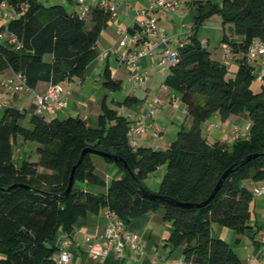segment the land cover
<instances>
[{
	"label": "trees",
	"instance_id": "trees-1",
	"mask_svg": "<svg viewBox=\"0 0 264 264\" xmlns=\"http://www.w3.org/2000/svg\"><path fill=\"white\" fill-rule=\"evenodd\" d=\"M17 15L0 31L14 36L0 40V73H21L29 88L39 83L62 84L81 79L96 59V43L111 19L103 6H92L89 20L81 18L62 4L45 5L40 0H0ZM197 10L191 35L177 48V61L170 67L164 85L172 90L185 107L191 125L180 128L165 150L132 148L127 132L132 122L101 102V114L90 126L78 117L46 120L35 112L27 118L15 107L5 108L0 119V254L1 264H55L60 232L71 234L77 220L98 214L107 208L124 225L158 209L163 220L171 223L167 245L181 247L183 264H241L231 246L211 235V225L231 229L241 236L250 228L254 203L242 183L264 182V89L254 92V66L247 57L252 41H264V0H191ZM213 15L222 26L231 25L239 41L222 42L237 54V71L227 77L226 66L211 58L198 38V28ZM103 86L119 92L121 83L112 78L109 67L103 70ZM138 102L126 97L116 107ZM247 114L249 133L231 145L210 143L202 124L217 115L225 122ZM27 120L28 127L21 125ZM17 138L34 143L37 162L14 159ZM113 155L121 161L101 156L122 171L104 192L93 194L78 187L89 183L104 186L86 154L74 173L70 192L67 188L72 167L83 149ZM250 154L256 158L243 162ZM125 165V166H124ZM165 172L157 192H150L144 181L158 168ZM232 168L213 199L203 207L184 208L169 201L197 204L204 202L220 176ZM22 184L27 188L16 187ZM163 199H148L139 186ZM239 238L234 244H239ZM255 243V242H254Z\"/></svg>",
	"mask_w": 264,
	"mask_h": 264
},
{
	"label": "crops",
	"instance_id": "crops-1",
	"mask_svg": "<svg viewBox=\"0 0 264 264\" xmlns=\"http://www.w3.org/2000/svg\"><path fill=\"white\" fill-rule=\"evenodd\" d=\"M45 5L62 4L71 12H78L79 7L75 0H40ZM88 6H98L100 4H115V16L112 17L107 27L101 31L96 43L97 57L88 67L81 79H71L61 84L65 91V107L58 110H47L44 113L46 120H65L69 117H78L85 120L90 126H94L96 119L101 114V102L106 99L109 108L115 109L117 113L125 117L130 122H134L139 117L146 116L154 97L161 100V104L153 106L154 113L149 117L147 131L138 138L137 147L152 148L156 151L165 150L175 140L179 128L191 125L190 119L186 116L185 107L180 102L178 96L164 85V80L170 72V66L164 61V48H159L149 57L138 60L135 66H128L120 62L114 54L104 57L100 55L106 51L122 53L120 41L122 33L128 36L139 35V28L134 19V14L138 10H148L149 6L156 0H86ZM178 7L172 13L162 10H149V13L157 18V26L160 31L168 38V48L177 50L182 42H187L191 35L193 19L197 16V10L189 5L191 0H177ZM218 1V0H215ZM219 16V15H218ZM223 35L226 33L229 40L239 41L233 35L231 25L222 26ZM8 20L0 19V28L6 27ZM228 27V30L226 28ZM222 35V37H223ZM222 40V39H221ZM171 42H175L172 47ZM204 42L207 45L206 41ZM221 43L217 47L215 61L224 62L229 60L227 77H233L237 71V54L228 52ZM109 67L112 78L121 83L120 96H114V92L107 91L103 86V70ZM136 69L146 73V79L139 83L130 79V71ZM13 72L6 70L0 73V79L10 77ZM51 84L39 83L33 91L44 93ZM251 90L260 92L264 89V84L253 81ZM126 97L135 98L138 102L130 107H116L115 102H123ZM2 98L8 102L7 107H15L26 113L27 116L35 112L34 98L31 92H24L11 96L2 92ZM0 104V119L5 108ZM212 125H216L213 127ZM250 122L247 114L230 118L223 122L215 115L202 124L203 135L207 140L218 141L222 144L231 145L236 139H244L249 133ZM160 128L159 133H155V127ZM169 135V138H168ZM17 138L16 144L21 146L37 145L24 142ZM18 141V142H17ZM26 143V144H25ZM22 152L23 155H27ZM17 154L20 152L17 150ZM24 157H17L16 164L24 160ZM92 163L97 176L104 181V186L82 183L78 187L84 191L98 194L104 192L109 183L122 176V171L112 163H107L101 156H91ZM164 166L157 169L145 181L144 186L150 192H157L159 183L164 175ZM247 186H243L252 194L255 187L264 186V182L245 181ZM254 211L250 228L241 236H237L231 229L211 225V235L228 243L235 255L240 259L241 264H264V195L254 196ZM107 217L103 211L98 214H87L77 220L71 234L67 235L60 232L56 237L55 244L59 250V244L63 239L68 238L70 244L67 247L70 260L67 264H182L181 247L172 250L167 245V239L171 233V223L163 220V210L143 214L128 224L124 225V235L133 233L137 235L135 247L125 245L121 255L109 253L103 259H93L90 248L93 244L102 241L104 228L107 224ZM239 238V244H234L235 239ZM255 242V243H254ZM58 250L55 254L57 256ZM0 254V264L3 260Z\"/></svg>",
	"mask_w": 264,
	"mask_h": 264
},
{
	"label": "built area",
	"instance_id": "built-area-1",
	"mask_svg": "<svg viewBox=\"0 0 264 264\" xmlns=\"http://www.w3.org/2000/svg\"><path fill=\"white\" fill-rule=\"evenodd\" d=\"M79 11L76 12L81 18H85L90 12L86 0H75ZM177 0H156L153 2L148 10H138L134 14V19L139 28V35L128 36L125 33L120 41V48L122 53L117 54L114 51H106L100 56L104 57L108 54H114L120 62L126 63L128 66H135L140 58L149 57L155 53L159 48H164V61L168 62L170 67L174 66L177 61V51L168 48V38L165 33L159 30L157 26V18L149 13V10H162L167 13H172L178 7ZM105 7L111 14V18L115 16V4L106 5ZM14 10L9 8L6 3L0 4V19L9 20L16 17ZM8 36L11 43L16 41L14 36L0 31V40ZM205 45L204 42H201ZM181 45V44H180ZM224 48L230 52L228 45ZM247 57L250 63L254 66V80L260 84H264V41L254 40L247 51ZM225 66L229 65V60L223 62ZM130 79L136 82H143L146 79V73L133 69L130 71ZM2 92L11 96H15L24 92H31L34 98L35 113L44 115L47 110H58L65 107L67 91L61 84L51 85L44 93H35L33 89L29 88L26 83V78L21 73H13L10 77L0 79V104L7 107L8 102L2 98ZM161 104L158 97H154L151 102L148 114L139 117L131 123L128 132L127 140L132 148L138 146V138L141 134L147 131L149 126V117L154 113L153 106ZM216 127V125H212ZM155 133H159L160 128L155 127ZM247 137V136H246ZM264 195V186L255 187L252 191V196ZM108 221L104 228L102 241L93 244L90 248V254L93 259H103L109 253L121 255L125 245L135 247L137 243V235L128 233L124 235V224L119 221L116 215L105 208L102 210ZM70 244L68 238L63 239L59 244L57 256H55V264H67L70 260L67 247ZM183 264V263H182Z\"/></svg>",
	"mask_w": 264,
	"mask_h": 264
},
{
	"label": "rangeland",
	"instance_id": "rangeland-1",
	"mask_svg": "<svg viewBox=\"0 0 264 264\" xmlns=\"http://www.w3.org/2000/svg\"><path fill=\"white\" fill-rule=\"evenodd\" d=\"M85 19L88 21L89 17L88 15L85 17ZM219 16L213 15L208 20L204 22L202 26L198 28L197 36L200 41H206L207 45L205 46L206 51L209 53H212V57L215 58V53H217V47L221 43L223 30L221 27V24L219 23ZM228 26V25H226ZM228 30V27L226 28ZM172 47L175 46V42H171ZM121 94L120 92H114V96L119 97ZM28 118V116H27ZM21 125L28 127L27 120L23 121ZM180 129V128H179ZM188 127H185L184 130H187ZM203 132V131H202ZM169 138V135H168ZM21 141V139H19ZM18 142V141H17ZM210 143L211 141L208 140ZM26 144V143H25ZM17 150L20 152V154H17ZM14 151V159L16 160L17 157H24L25 159L29 160L30 162H37L39 159L38 154L36 153L34 147L32 146H21L19 147L17 144L13 147ZM28 152L27 155H23L22 152ZM242 186H247V183L245 181L242 183Z\"/></svg>",
	"mask_w": 264,
	"mask_h": 264
},
{
	"label": "water",
	"instance_id": "water-1",
	"mask_svg": "<svg viewBox=\"0 0 264 264\" xmlns=\"http://www.w3.org/2000/svg\"><path fill=\"white\" fill-rule=\"evenodd\" d=\"M88 153L89 154L98 155V156L107 157V158H109V159H111L113 161H121L120 158H118L116 156H113V155H107V154H104L102 152H99V151H96V150H93V149H88V148L87 149H83L81 151L80 155H79V159H78L77 163L72 167V169L70 171L68 185H67V188L64 191L63 195H67L70 192V190L72 188V185H73V181H74V173H75V170L79 166V164L81 163L83 157L86 154H88ZM257 156H258V154H250V155H248V156H246L244 158L243 162L244 163L245 162H248L251 159L256 158ZM231 169L232 168H228L227 170H225L223 172V174L220 176L219 180L217 181L215 187L213 188L212 192L210 193V195L208 196V198L204 202L197 203V204L181 203V202H175V201H169V202L172 203V204H175L176 206L184 207V208H192V207L199 208V207H203V206L207 205L213 199V197L216 194V192L220 189L222 183L225 181V179L228 176V174L230 173ZM16 187L27 188V186H25V185L15 184V185L10 186L8 189H12V188H16ZM139 189H140L141 193L143 194V196L145 198H148V199H151V200H154V199H163L162 196H160V195L147 192L141 185L139 186Z\"/></svg>",
	"mask_w": 264,
	"mask_h": 264
}]
</instances>
